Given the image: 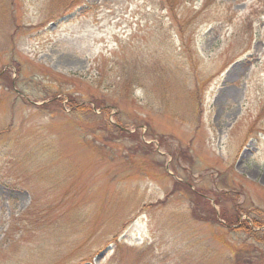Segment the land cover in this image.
<instances>
[{
    "label": "rangeland",
    "instance_id": "rangeland-1",
    "mask_svg": "<svg viewBox=\"0 0 264 264\" xmlns=\"http://www.w3.org/2000/svg\"><path fill=\"white\" fill-rule=\"evenodd\" d=\"M175 178L228 193L217 223ZM249 210L264 222V0H0V264H264Z\"/></svg>",
    "mask_w": 264,
    "mask_h": 264
},
{
    "label": "trees",
    "instance_id": "trees-1",
    "mask_svg": "<svg viewBox=\"0 0 264 264\" xmlns=\"http://www.w3.org/2000/svg\"><path fill=\"white\" fill-rule=\"evenodd\" d=\"M68 15V14H66ZM65 15V16H66ZM64 17V15H63ZM5 71V70H4ZM4 71L2 73H4ZM50 99L46 102H44L43 104L40 105L41 108H46V106L49 108L50 104H53L54 106H57L58 108H60V103H61V98L57 97L58 93H55L53 95H50ZM67 105L72 109V111H76V112H81L83 114H85L86 116H88L91 119L92 124L95 123L98 125V127H100L101 129H103L106 133V139H111L112 140H116V139H130L133 142L137 143L135 144L134 147L130 146L129 150L130 151H134L136 152L137 149L140 147L143 152L145 154H150L151 152L156 153V150H153L151 147H149L148 145H143L141 140H138V133L137 131H131L130 133L128 132V129H126L123 125L118 123H114L109 121L106 117H105V112H107L109 109L106 108L108 105L105 104L107 103L106 101H100L95 97H92V100L90 103H93L95 107H98L101 109V113L103 112V116H101L100 114H95L93 112V109L91 108L90 104H83L79 102V100L76 99V97H74L72 94H67ZM63 99V98H62ZM79 102V103H78ZM113 107H117L119 108V106H117L116 103H113ZM110 108V107H109ZM119 111V109H117ZM117 113V112H116ZM103 118V120H102ZM88 125H91L90 122L88 123ZM162 143V142H161ZM143 145V147H141ZM138 147V148H137ZM171 155H173V153H171ZM176 173V171L173 169V173ZM179 177V176H178ZM174 187L175 188H181L184 187L188 190L189 194H191V200H192V204L194 206H192L193 208V213H195L196 209L199 207L198 204L202 203L203 205L205 204L206 208H207V216L210 215L209 217V221H211L212 223H217L216 221L218 220L219 216L215 213V210L213 208V206H211L210 204V199L208 198V194L211 193L212 197H213V201L215 203H219V199H221L222 202H224V198L228 193H221L218 194L216 193L214 190L212 191V189L209 191V193H206L205 190H202L200 188H198L196 185L189 183L187 181H184L181 178L176 179L174 181ZM237 195V193H236ZM234 204H232L231 208H227L226 206H221V211L220 213V217L224 220L223 224L225 226L227 225H231L235 222H237V220L239 219V217L242 215L241 212H244V210L242 209V205L240 204H236L235 201H233ZM247 216L251 215V211H246ZM195 218H202L203 220H206L205 216H200L197 214H194ZM250 217V216H249ZM251 221H252V225L247 224L246 221H243L242 223H244L243 225L247 227V231L246 233L248 234V237H252L253 239H257V235L259 232H254L253 230H251L252 227H262L264 226V222L262 219H258L255 216L251 215ZM256 235V236H255Z\"/></svg>",
    "mask_w": 264,
    "mask_h": 264
}]
</instances>
